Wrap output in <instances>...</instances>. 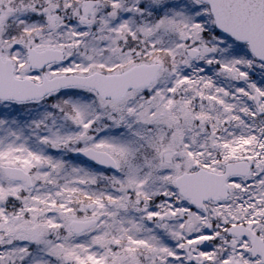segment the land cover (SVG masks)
I'll return each mask as SVG.
<instances>
[{"label": "snow or ice", "instance_id": "1", "mask_svg": "<svg viewBox=\"0 0 264 264\" xmlns=\"http://www.w3.org/2000/svg\"><path fill=\"white\" fill-rule=\"evenodd\" d=\"M0 264H264V0H0Z\"/></svg>", "mask_w": 264, "mask_h": 264}]
</instances>
